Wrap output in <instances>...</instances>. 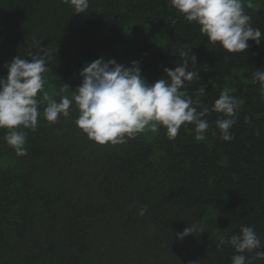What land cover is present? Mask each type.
I'll use <instances>...</instances> for the list:
<instances>
[{
    "label": "trees",
    "instance_id": "16d2710c",
    "mask_svg": "<svg viewBox=\"0 0 264 264\" xmlns=\"http://www.w3.org/2000/svg\"><path fill=\"white\" fill-rule=\"evenodd\" d=\"M247 3L252 27L264 33V0ZM34 38L50 51L43 89L50 95L66 85L62 95L71 99L83 67L114 54L128 66L139 61L151 85L183 62L184 50L196 57L188 70L199 79L185 88L198 111L211 109L225 88L244 103L227 142L215 126L222 114L210 111L204 141L182 125L174 139L160 127L101 146L75 125V103L55 123L39 106L36 130L21 129L23 157L0 129V264H231L236 253L222 239L241 226L264 237V91L252 78L264 71V40L227 53L168 0H89L78 15L63 0H0V77L15 56L30 61ZM193 224L204 232L176 238Z\"/></svg>",
    "mask_w": 264,
    "mask_h": 264
},
{
    "label": "clouds",
    "instance_id": "9594fccd",
    "mask_svg": "<svg viewBox=\"0 0 264 264\" xmlns=\"http://www.w3.org/2000/svg\"><path fill=\"white\" fill-rule=\"evenodd\" d=\"M63 2L70 5L75 15L85 13L89 7V0ZM168 3L185 21L194 22L208 43L218 44L227 53L243 54L249 48V41L259 45L264 40V33L251 25L245 7L252 5L245 4V0H168ZM41 45L42 42L34 38L31 49H35V54L27 53L30 61L15 56L5 65L6 77H0V129L7 130L3 140L19 157L27 154V132L21 129L36 130L41 104L46 105L43 118L55 123L60 117L68 118L70 107L75 103L79 113L75 125L90 141L101 146L122 145L145 130L156 133L160 127L166 130L169 139H174L182 125H193L194 139L204 141L210 128L205 117L210 111L222 114L215 121L220 139L227 142L234 138L230 130L236 124L237 112L244 101L230 95L232 89L225 88L211 109L205 106L198 111L185 88L186 82L199 79L198 72L188 70L190 62L196 64L192 51L189 54L180 50L183 62L174 68H165L164 76L151 85L142 77L139 61L126 67L112 59H96L83 67L82 82L70 99L62 95L69 91L64 84L60 92L50 95L43 91L50 51ZM252 78L264 91V71L255 70ZM197 91L200 96L205 95L203 86ZM38 93H42L40 99ZM146 211L142 206L138 214L143 216ZM203 232L201 225L193 224L186 226L176 238L183 240ZM225 243L236 253L231 257V264H251L246 260V252H254L255 259L264 260V251H259L264 248V237L253 227L241 226L239 234L220 241V245Z\"/></svg>",
    "mask_w": 264,
    "mask_h": 264
},
{
    "label": "rangeland",
    "instance_id": "374dc122",
    "mask_svg": "<svg viewBox=\"0 0 264 264\" xmlns=\"http://www.w3.org/2000/svg\"><path fill=\"white\" fill-rule=\"evenodd\" d=\"M154 42H156V43H161L160 40H154ZM159 45H161V44H159ZM103 59H104L105 61L112 59V60H115L118 64H123V65H125L126 67L128 66V63L126 62V60H124V59L120 60V59L118 58V56H116V54L111 55V56L108 57V58H107V57H103ZM89 64H90V63H89ZM87 65H88V64H87ZM77 82L80 83V84H81V82H82V78H81L80 75L77 76Z\"/></svg>",
    "mask_w": 264,
    "mask_h": 264
}]
</instances>
